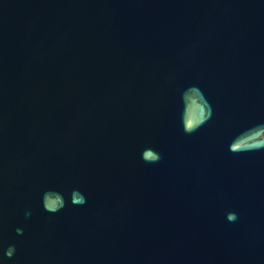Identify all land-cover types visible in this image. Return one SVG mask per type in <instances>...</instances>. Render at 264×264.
Segmentation results:
<instances>
[{"label":"water","instance_id":"1","mask_svg":"<svg viewBox=\"0 0 264 264\" xmlns=\"http://www.w3.org/2000/svg\"><path fill=\"white\" fill-rule=\"evenodd\" d=\"M0 264H264V0H0Z\"/></svg>","mask_w":264,"mask_h":264},{"label":"snow or ice","instance_id":"2","mask_svg":"<svg viewBox=\"0 0 264 264\" xmlns=\"http://www.w3.org/2000/svg\"><path fill=\"white\" fill-rule=\"evenodd\" d=\"M189 127H191V123H189Z\"/></svg>","mask_w":264,"mask_h":264}]
</instances>
